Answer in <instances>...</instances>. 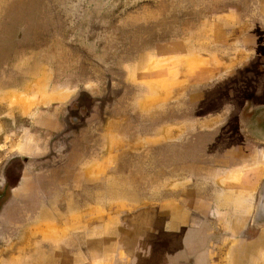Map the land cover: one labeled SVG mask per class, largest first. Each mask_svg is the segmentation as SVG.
<instances>
[{
  "label": "rangeland",
  "instance_id": "1",
  "mask_svg": "<svg viewBox=\"0 0 264 264\" xmlns=\"http://www.w3.org/2000/svg\"><path fill=\"white\" fill-rule=\"evenodd\" d=\"M255 53L264 0H0V199L6 165L25 150L50 171L27 191L35 215L42 195L57 207L87 186L100 208L157 199L176 164L177 117L201 91L206 105L235 93V68ZM25 203L0 216V235L31 221Z\"/></svg>",
  "mask_w": 264,
  "mask_h": 264
},
{
  "label": "crops",
  "instance_id": "2",
  "mask_svg": "<svg viewBox=\"0 0 264 264\" xmlns=\"http://www.w3.org/2000/svg\"><path fill=\"white\" fill-rule=\"evenodd\" d=\"M250 60L235 68V93L232 85L228 95L206 105L201 91L191 110L177 117L170 150L176 164L151 202L100 208L98 191L87 186L59 195L57 207L55 193L42 195L35 215L27 191L36 179L46 182L50 171L24 157L28 150L12 157L4 169L10 186L0 216L12 215L25 200L30 209L24 214L32 217L2 231L0 264H264V112L247 113L263 105L264 54ZM103 182L116 184L113 175ZM83 199L82 207L67 203ZM25 247L27 255L20 254ZM30 247L41 254L29 255Z\"/></svg>",
  "mask_w": 264,
  "mask_h": 264
},
{
  "label": "flooded vegetation",
  "instance_id": "3",
  "mask_svg": "<svg viewBox=\"0 0 264 264\" xmlns=\"http://www.w3.org/2000/svg\"><path fill=\"white\" fill-rule=\"evenodd\" d=\"M263 102H264V100H263ZM262 102V106H260V107H254V106H252V107H248V109H247V113L250 115H255V114H258V113H261V112H264V103ZM261 111V112H260ZM3 186L2 187H0V194H3ZM2 197H3V195H2ZM1 197V199H0V203H1V201H2V198Z\"/></svg>",
  "mask_w": 264,
  "mask_h": 264
}]
</instances>
